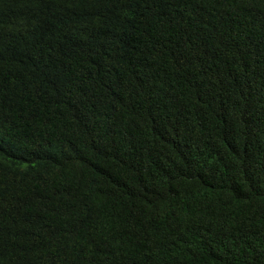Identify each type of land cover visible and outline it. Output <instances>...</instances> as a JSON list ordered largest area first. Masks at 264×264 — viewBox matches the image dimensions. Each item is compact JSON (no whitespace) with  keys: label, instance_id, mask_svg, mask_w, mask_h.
I'll return each mask as SVG.
<instances>
[{"label":"trees","instance_id":"1","mask_svg":"<svg viewBox=\"0 0 264 264\" xmlns=\"http://www.w3.org/2000/svg\"><path fill=\"white\" fill-rule=\"evenodd\" d=\"M0 264H264V0H0Z\"/></svg>","mask_w":264,"mask_h":264}]
</instances>
